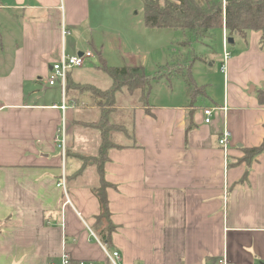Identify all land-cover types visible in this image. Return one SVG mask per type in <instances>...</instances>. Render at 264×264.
I'll return each instance as SVG.
<instances>
[{
  "label": "crops",
  "instance_id": "obj_1",
  "mask_svg": "<svg viewBox=\"0 0 264 264\" xmlns=\"http://www.w3.org/2000/svg\"><path fill=\"white\" fill-rule=\"evenodd\" d=\"M104 1L0 0V264H59L63 253L72 263L108 264L88 229L95 234L99 213L94 171L87 181L66 182L67 194L57 186L54 137L63 99L59 85L47 82L62 53L82 52L87 33L93 41L100 22L92 24V12ZM239 38L250 39V49L228 58L226 110L213 112L209 123L203 109L210 107L201 113L195 102L122 115L132 135L117 137L125 146L109 149L104 164L115 230L109 245L102 242L119 252V264H264V152L240 161L242 148L264 138V105L243 93L251 82L264 83V51L259 33ZM248 61L257 63V77ZM84 66L67 74L63 96L67 150L90 155L75 144L85 151L98 133L78 122L94 119L97 107L77 84L104 87L107 79L88 81V73L81 80L74 72ZM74 98H85V107ZM222 128L229 131L225 148L218 144ZM80 165L67 157V176Z\"/></svg>",
  "mask_w": 264,
  "mask_h": 264
},
{
  "label": "trees",
  "instance_id": "obj_2",
  "mask_svg": "<svg viewBox=\"0 0 264 264\" xmlns=\"http://www.w3.org/2000/svg\"><path fill=\"white\" fill-rule=\"evenodd\" d=\"M143 15V24L147 29H180L191 32L199 40L209 39L211 31L216 28L224 29L230 42H234L233 36L243 38L249 31H254L259 33V46L264 51V0H143ZM98 59L99 65L95 68L108 77V86L99 89L90 84H77L79 92H90L97 107L94 119L78 122L82 123L84 131L98 133L96 152L84 155L67 150V157H77L81 161L73 176H67V182L72 183L86 169H93L96 179L90 189L99 203V213L92 228L99 240L109 245L115 226L111 221L107 197V188L112 184L105 179L104 164L109 149L125 146V142L116 140L117 137L128 140L132 135L122 123L124 112L141 108L145 113L152 114V105L149 104L151 79L141 66H107L99 53ZM182 68L177 69V75L186 83L188 106L192 107L194 98L200 92L191 78L189 64L185 71ZM257 98L264 105V89L257 91ZM74 100H77L75 105H83L85 98ZM242 151L240 161L249 163L254 156L264 152V138L259 146L242 148Z\"/></svg>",
  "mask_w": 264,
  "mask_h": 264
},
{
  "label": "rangeland",
  "instance_id": "obj_3",
  "mask_svg": "<svg viewBox=\"0 0 264 264\" xmlns=\"http://www.w3.org/2000/svg\"><path fill=\"white\" fill-rule=\"evenodd\" d=\"M0 17H2L1 14ZM143 17V0H105L103 4L94 6L92 24L96 23V20L100 23L93 30V41L89 40L91 38L89 33L79 40L83 51L90 50L93 56L81 70H76L74 73H78L80 76L78 77L84 81L88 73V81L102 83L106 78L105 85L104 83L101 85L105 87L109 84L106 75L93 69L95 65H99V52H102L100 54L107 66H141L147 77L151 79L149 104L155 108V106L167 104L186 103L188 105L186 83L178 77L177 69L185 66L181 69L185 71L189 64L191 78L200 92V95L194 98L197 111H201L203 106L213 108L222 105L223 99L227 97L228 85L227 72L226 70L223 72L221 68L223 63L227 65L228 60L223 59V49L227 50L231 57L236 56L250 49V39L241 40L236 35L233 36L234 42H230L225 30L216 28L211 31L209 39L199 40L193 37L191 32L180 29H147L144 27ZM2 36L0 29V51L4 43ZM248 54L255 58L253 54L256 52H248ZM249 58H251L250 55H248ZM247 66L252 69L247 70L257 77V63L248 61ZM96 74L104 78L97 79ZM260 85L263 86L264 83ZM260 85L257 86L251 82L243 93L255 98L257 91L261 89H259ZM98 86L96 88H104ZM251 86L255 87L256 91L247 93ZM128 112L131 113V109ZM214 114H217V111ZM122 123L126 127V120ZM96 147V144L92 143L84 151L75 144V150L90 155L96 152ZM90 172L93 173V169L88 168L84 175L78 177V181H87L88 175H85Z\"/></svg>",
  "mask_w": 264,
  "mask_h": 264
},
{
  "label": "built area",
  "instance_id": "obj_4",
  "mask_svg": "<svg viewBox=\"0 0 264 264\" xmlns=\"http://www.w3.org/2000/svg\"><path fill=\"white\" fill-rule=\"evenodd\" d=\"M224 46V44H223ZM93 56V53L90 50L82 51L81 54L75 53V54H65L62 53L56 61H54L50 67V72L47 78V82L49 85H55L58 84L61 89L62 94V103L61 106H59L61 111V121L59 123V126L56 130V134L54 137L55 146L58 150L60 162H61V172L59 176V180L57 181V186L61 187L66 193V186H67V173H66V160H67V126H66V116L65 112L68 108L65 99H64V90L66 87V79L67 74L74 68H79L84 66L90 58ZM230 57V54L227 50L223 49V59L224 61ZM222 71L225 72V63L221 66ZM226 98V97H225ZM224 98V103L220 107H213V108H204L203 114H204V122L209 123L211 121V117L213 115V112L215 111H225L226 110V99ZM229 131L226 128H222L218 144L222 147H226L227 141H228ZM67 197V195H66ZM67 201L68 198H67ZM89 229V233L92 238H94L99 245L101 246L106 258L108 264H119L118 260H120V254L117 250L109 249L107 248L101 241L98 240L92 229ZM47 264H54V263H47ZM59 264H87L83 262L79 263H72L69 259V256L66 253H63L61 255V260ZM219 264H228L225 258L219 260Z\"/></svg>",
  "mask_w": 264,
  "mask_h": 264
},
{
  "label": "water",
  "instance_id": "obj_5",
  "mask_svg": "<svg viewBox=\"0 0 264 264\" xmlns=\"http://www.w3.org/2000/svg\"><path fill=\"white\" fill-rule=\"evenodd\" d=\"M78 54H81V52H78ZM253 91H254V87L251 86V87L249 88V90H248V93H251V92H253ZM261 264H263V263H261Z\"/></svg>",
  "mask_w": 264,
  "mask_h": 264
},
{
  "label": "bare ground",
  "instance_id": "obj_6",
  "mask_svg": "<svg viewBox=\"0 0 264 264\" xmlns=\"http://www.w3.org/2000/svg\"><path fill=\"white\" fill-rule=\"evenodd\" d=\"M65 91V90H64Z\"/></svg>",
  "mask_w": 264,
  "mask_h": 264
}]
</instances>
